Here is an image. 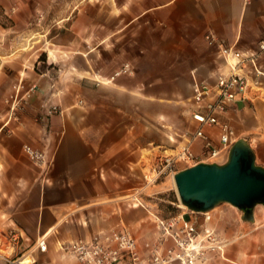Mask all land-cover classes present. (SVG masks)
Wrapping results in <instances>:
<instances>
[{"label": "crops", "instance_id": "1", "mask_svg": "<svg viewBox=\"0 0 264 264\" xmlns=\"http://www.w3.org/2000/svg\"><path fill=\"white\" fill-rule=\"evenodd\" d=\"M33 1L0 4L6 15L16 12L22 17L26 12L36 15ZM13 2H20L17 9L12 10ZM102 28H89L96 42L84 53L86 67L77 62L80 50L70 52L62 43L54 50L44 48L42 32L41 41L18 44L16 37L13 47L18 44L22 52L6 57L18 71L16 77L24 73L26 84L38 89L26 117L9 128L0 107V229L20 232L21 250L38 264H81L61 245L123 227L141 241L142 257L148 256L144 243L157 241L158 226L144 210L123 213L120 195L131 190L126 179L140 167L143 150L166 142L156 130L173 124L176 104L190 103L186 113L194 129V86L214 85L218 75L230 70L220 47L209 44L208 34L239 51L258 48L264 34V0H165L121 27L106 23ZM43 52L50 65L61 64L57 75L50 69L35 70ZM27 65L34 68L23 69ZM53 105L62 112L50 114ZM247 116L264 137V102H239L228 121L238 132ZM249 131L241 129L239 138ZM208 132L217 144L218 128ZM25 145L44 152V167L25 158ZM193 150L199 154L202 143H195ZM112 204L115 211L109 210ZM43 236L47 252L38 248Z\"/></svg>", "mask_w": 264, "mask_h": 264}, {"label": "rangeland", "instance_id": "2", "mask_svg": "<svg viewBox=\"0 0 264 264\" xmlns=\"http://www.w3.org/2000/svg\"><path fill=\"white\" fill-rule=\"evenodd\" d=\"M165 0H36L31 2L36 11V15L20 16L16 12L6 15L3 6L0 4V39L4 47L0 49V107H4V120L9 121L11 126L13 121L21 122L26 117L28 109L31 107L34 90L37 85L31 87L26 84L24 73L16 77L14 64L10 63L7 56H19L22 52L18 48L21 42L32 40L41 41L40 32L45 35L43 38L44 48L54 50L57 44L69 46L68 51L80 50L82 55L77 56V62L81 67H86L83 57L90 46L96 42L94 34L90 39L89 28L92 31L97 28L104 31L106 23L115 27L126 24L140 13L158 6ZM20 2H13L12 10L19 7ZM30 11V10H29ZM122 19H124L123 22ZM32 30L33 32H30ZM29 31L28 33H23ZM84 32V33H81ZM33 33V34H32ZM31 35L32 37L29 38ZM135 38V35H131ZM17 37L15 47L13 41ZM21 46V45H19ZM76 49H75V48ZM17 53V54H14ZM45 57H42V56ZM68 54L66 53V57ZM23 69L33 67V65L22 66ZM50 69L52 75H57L63 68L61 64L48 63L45 52L42 53L39 63L35 66L38 73ZM189 102L176 104V118L173 124L160 125L156 130L160 135L166 136V142L161 146L143 150V157L138 170L132 171L128 184L131 190L121 194L119 202L123 206V213L128 210L130 215L133 211L144 210L147 215L170 220L174 217L185 216L188 220H194L200 226L199 231L203 235L207 234V259L201 264H264V206L259 205L255 209V221L249 222L243 219V212L229 203H222L208 213H195L184 207L179 199L178 191L173 181L172 172L161 176L156 184L147 186L145 175L150 173L161 158L175 154V150L182 146L187 132H191L189 122ZM57 109L54 114L62 111L59 106L53 105L51 109ZM246 117V126H240L238 130L246 129L240 138L249 140L257 155V164L264 167V137L261 138V130L255 127L258 125L253 119ZM238 131V132H239ZM154 135L158 136L159 134ZM158 134V135H157ZM172 137L173 141L169 139ZM255 137H259L256 140ZM23 155L27 158L24 148ZM213 163V162H206ZM190 167L184 163H177L173 166V171L177 173ZM138 205V207H135ZM115 211L114 204L109 206V210ZM101 210V209H100ZM209 218V219H208ZM3 232H9L0 229ZM207 230V231H206ZM169 242V241H168ZM167 242V243H168ZM27 252L20 250V253ZM29 255V253H28ZM35 258V257H34ZM0 264H7L0 260ZM36 264L37 261H36Z\"/></svg>", "mask_w": 264, "mask_h": 264}, {"label": "built area", "instance_id": "3", "mask_svg": "<svg viewBox=\"0 0 264 264\" xmlns=\"http://www.w3.org/2000/svg\"><path fill=\"white\" fill-rule=\"evenodd\" d=\"M206 38L210 45L220 47L230 70L218 75L214 85L201 83L194 86L191 116L195 128L187 132L182 146L175 150V154L161 158L150 173L145 175L147 186L156 184L169 171L176 175L173 166L177 163H184L186 167L201 162L224 163L230 149L240 139L236 128L228 121L230 112L239 102H264V64L261 63L264 56V34L258 48L247 51L227 47L211 33ZM127 70L125 67L121 71ZM55 112L56 108L49 113ZM215 127L219 130L217 144L208 132V129ZM197 142L202 143L199 154L193 150ZM24 152L36 167L46 165L44 152L29 145L24 146ZM155 220L159 237L155 243H144L149 252L146 258L140 252L141 241L127 227L102 231L91 240L79 239L70 244H62L61 248L72 253L81 264H201L207 259V234L200 233L196 221L188 220L184 215L170 220L155 216ZM22 241L20 232L0 230V260L7 264H36L31 253H20ZM168 241L173 243L167 246ZM37 244L41 252H47L45 236Z\"/></svg>", "mask_w": 264, "mask_h": 264}, {"label": "water", "instance_id": "4", "mask_svg": "<svg viewBox=\"0 0 264 264\" xmlns=\"http://www.w3.org/2000/svg\"><path fill=\"white\" fill-rule=\"evenodd\" d=\"M182 204L195 213H208L222 203L243 212L245 221H255V208L264 206V167L246 138L230 149L227 160L201 162L175 175Z\"/></svg>", "mask_w": 264, "mask_h": 264}, {"label": "bare ground", "instance_id": "5", "mask_svg": "<svg viewBox=\"0 0 264 264\" xmlns=\"http://www.w3.org/2000/svg\"><path fill=\"white\" fill-rule=\"evenodd\" d=\"M173 181H174V183H175V186H176V182H175V175H173ZM177 188V187H176ZM184 207H186L187 208V206H185L184 204H182ZM259 206V205H258ZM257 206V207H258ZM256 209V208H255ZM23 263H27V261H24Z\"/></svg>", "mask_w": 264, "mask_h": 264}, {"label": "trees", "instance_id": "6", "mask_svg": "<svg viewBox=\"0 0 264 264\" xmlns=\"http://www.w3.org/2000/svg\"><path fill=\"white\" fill-rule=\"evenodd\" d=\"M42 57H45L44 55Z\"/></svg>", "mask_w": 264, "mask_h": 264}]
</instances>
